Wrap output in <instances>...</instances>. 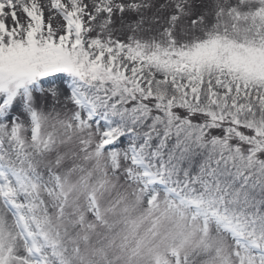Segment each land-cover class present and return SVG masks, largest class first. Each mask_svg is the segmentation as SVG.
I'll list each match as a JSON object with an SVG mask.
<instances>
[{
	"label": "snow or ice",
	"instance_id": "snow-or-ice-1",
	"mask_svg": "<svg viewBox=\"0 0 264 264\" xmlns=\"http://www.w3.org/2000/svg\"><path fill=\"white\" fill-rule=\"evenodd\" d=\"M0 264H264V0H0Z\"/></svg>",
	"mask_w": 264,
	"mask_h": 264
}]
</instances>
